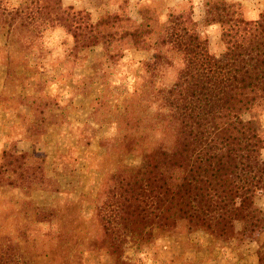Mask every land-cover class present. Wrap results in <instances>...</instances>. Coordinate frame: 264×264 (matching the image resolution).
Masks as SVG:
<instances>
[{
	"label": "trees",
	"instance_id": "obj_1",
	"mask_svg": "<svg viewBox=\"0 0 264 264\" xmlns=\"http://www.w3.org/2000/svg\"><path fill=\"white\" fill-rule=\"evenodd\" d=\"M140 16L121 7L95 19L90 11L65 9L62 0H0V32L22 53L42 50L46 36L61 30L76 57L97 47L115 64L129 49L153 54L142 62L143 82L114 113V140L103 142L120 159L106 172L91 226L94 245L110 264H130L128 241L147 240L154 230L184 226L228 243L238 223L248 232L264 229L256 205L264 194V137L256 124L264 107V10L249 19L240 2L205 4L203 26L220 29L222 58L183 12L164 14L148 3ZM26 156L5 151L0 180L27 188L50 184L44 168ZM126 157L147 164L129 165ZM36 215L51 221L41 208ZM19 262L0 251V264ZM258 264H264V237Z\"/></svg>",
	"mask_w": 264,
	"mask_h": 264
},
{
	"label": "rangeland",
	"instance_id": "obj_2",
	"mask_svg": "<svg viewBox=\"0 0 264 264\" xmlns=\"http://www.w3.org/2000/svg\"><path fill=\"white\" fill-rule=\"evenodd\" d=\"M26 1L9 0L12 5ZM208 1L197 5L194 0H181L173 6L168 0H62L65 9L87 10L95 19L122 7L139 21L148 3L164 14L176 9L199 24L211 52L222 58L220 29L203 26ZM229 1L240 2L249 19L264 10V0ZM44 42L42 50L22 53L0 32V164L5 151L26 154L27 160L44 168L50 181L27 188L0 180V251L13 255L19 264H110L95 247L91 226L106 172L120 159L109 155L103 142L114 140V113L143 82L142 62L153 54L129 49L124 60L115 64L101 47L73 56L72 42L61 30ZM256 113L264 137V107ZM124 161L147 164L132 157ZM256 205L264 216V194ZM36 208L49 212L51 221L39 222ZM236 229L237 235L228 243L184 226L169 233L154 230L147 240L128 241L125 260L130 264H258L264 229L248 232L239 223Z\"/></svg>",
	"mask_w": 264,
	"mask_h": 264
},
{
	"label": "crops",
	"instance_id": "obj_3",
	"mask_svg": "<svg viewBox=\"0 0 264 264\" xmlns=\"http://www.w3.org/2000/svg\"><path fill=\"white\" fill-rule=\"evenodd\" d=\"M168 1H169V5H173V6H175L181 2V0H168ZM202 1L203 0H194L193 3H196L197 5H201Z\"/></svg>",
	"mask_w": 264,
	"mask_h": 264
}]
</instances>
